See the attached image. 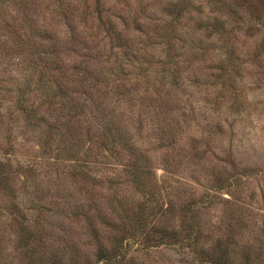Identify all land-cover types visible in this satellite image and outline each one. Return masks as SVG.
Here are the masks:
<instances>
[{
	"label": "rangeland",
	"instance_id": "1",
	"mask_svg": "<svg viewBox=\"0 0 264 264\" xmlns=\"http://www.w3.org/2000/svg\"><path fill=\"white\" fill-rule=\"evenodd\" d=\"M131 1L134 9L130 12L138 3ZM146 1L150 0L141 4ZM170 1L176 0H157V23L164 30L173 23L180 32L181 39L175 45L187 56L181 67L182 77L188 58L197 54L198 69L204 66L208 82L213 85L208 93L222 98L218 105L205 104L203 92H198L202 91L201 85L190 93L188 80L182 78L185 90L177 94L179 101H187L182 108L178 106L181 103L168 108L152 107L142 114L141 127L125 123L134 134L131 140L138 145L134 154L144 150L142 156L152 168L147 186L163 197L166 210L153 218V226L157 227L154 232L176 231L178 240L188 237V226H192L190 231L201 229L206 239L220 237L223 243L233 234L237 243L230 258L234 264L241 263L245 251H251L253 264H264V13H257L260 9L264 12V0H191L193 7L187 6L178 19L164 11ZM160 7L164 8L159 11ZM156 31V55L151 59L154 69L162 67V63L156 66L155 62L165 60L168 51L163 33ZM110 48L106 45L107 52ZM230 75L233 79L227 80ZM150 79L148 75L145 81ZM140 87L142 92L144 85ZM161 89L165 101V87ZM136 104L139 103L127 105L134 115L141 112ZM1 112L10 119L9 130L5 125L0 127V161L10 157L12 165H17L27 162V154L44 156L30 132L32 127L24 126V114L8 102ZM128 113L122 112L123 118ZM97 148L92 149L93 160L101 153L109 154ZM116 155H108L104 164L89 165L86 182L79 173L72 176L71 169L59 168L63 162L47 165V160L40 158V164L33 169L39 170V186L30 190L38 192L41 188L45 192L54 188L55 196L66 197L69 204L57 199L54 205L33 207L25 194L32 171L8 169L10 191L0 184V264H38L27 256L31 242L21 241L28 227L36 237L43 238L38 249L46 258L51 249L62 250L64 258L75 250L80 260L93 263L97 239L91 234L90 223L93 230H98L100 242L109 246L116 233L108 223L118 222L122 211L128 214V209L149 200L128 171L133 155L129 151ZM33 158L38 159H29ZM212 186L221 189L210 191ZM187 198L191 202L185 204ZM147 205L153 207L155 203L149 200ZM37 207L43 211L36 220ZM149 239L147 233L141 242ZM204 240L203 237L196 244L198 248L204 246ZM130 251H134L133 245ZM154 253L137 251L136 255L140 264H193L176 247Z\"/></svg>",
	"mask_w": 264,
	"mask_h": 264
},
{
	"label": "trees",
	"instance_id": "2",
	"mask_svg": "<svg viewBox=\"0 0 264 264\" xmlns=\"http://www.w3.org/2000/svg\"><path fill=\"white\" fill-rule=\"evenodd\" d=\"M135 1H138L135 10L130 12L134 9L131 0H0V127L5 125L9 130L10 118L6 119L1 112V107L8 102L14 110L24 114V126L32 127L30 132L44 155L27 154L29 158L37 156V161L28 158L25 164L17 162V165H12L10 157L2 158V188H8V169H27L32 175L27 181L25 194L33 207L42 203L54 205L57 199L69 204L66 197L55 196L54 188L45 192L41 188L38 192L30 190L39 186V170L34 172L33 169L40 164L41 157L47 160V165L63 162L59 168L71 169L72 176L79 173L86 182L89 165L104 164L109 156L129 151L133 155V164L128 170L131 179L155 203L149 207L148 200L131 207L128 214L120 213L118 222L108 223L116 233L109 246L100 242L98 230H93L89 222L91 234L97 239L93 263L80 260V254L75 250L64 258L62 250L51 249L50 257L46 258L38 249L43 238L36 237L29 227L24 229L21 241L25 244L31 242L27 256L38 264H140L137 251L147 255L174 247L188 255L193 264H234L230 258L237 243L233 234L223 243L220 237L212 241L206 239L201 229L190 231L192 226H188V237L178 240L176 231L154 232L157 227L153 226V218L156 213L166 210L163 197L147 186L152 179V168L142 156L144 150L134 154L138 145L135 139L131 140L134 134L125 123L128 122L130 127H141L142 114L152 107L168 108L181 103L178 106L182 108L187 102L177 98V94L185 90L182 78L188 80L190 93L201 85L202 91L198 92H203L201 96L205 104L218 105L222 96L208 93V88L213 85L208 82L204 66L198 69L197 54H188L194 57L188 58L182 77L181 67L187 56L175 45L181 39L180 32L173 23L165 30L157 23V0L146 1L143 5L141 1L144 0ZM187 6L193 7L191 0L170 1L164 5V11L178 19ZM262 11L257 10V13L263 14ZM157 29L163 33L168 51L165 60L155 62L156 66L162 63V67L154 69L152 60L156 55L153 47L158 43L155 40L159 36ZM98 45L100 47L96 49ZM106 45L111 47L109 52ZM148 75L151 79L145 81ZM232 79L233 75L227 77V80ZM141 85L145 88L142 92ZM162 87L167 95L165 101L161 97ZM136 102L141 112L134 115L127 105ZM122 112H129V116L123 118ZM158 124L152 128H157ZM94 146L102 152L107 150L109 154L101 153L93 160ZM71 160L73 163L70 164ZM217 188L221 189L212 186L210 191L217 192ZM188 202L191 199L184 203ZM36 210L37 220L43 210L38 207ZM21 214L25 217L24 213ZM147 233H150L149 241L141 242ZM203 237L205 247L200 245L198 248L196 244ZM131 245L134 251H130ZM240 262L253 264L251 251H245Z\"/></svg>",
	"mask_w": 264,
	"mask_h": 264
}]
</instances>
